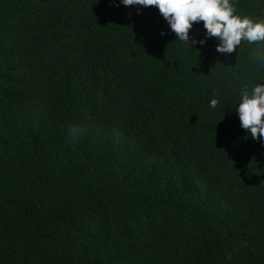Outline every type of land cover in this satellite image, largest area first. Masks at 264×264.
Returning <instances> with one entry per match:
<instances>
[{"label":"trees","instance_id":"1","mask_svg":"<svg viewBox=\"0 0 264 264\" xmlns=\"http://www.w3.org/2000/svg\"><path fill=\"white\" fill-rule=\"evenodd\" d=\"M177 38L154 5L0 0V264H264V143L234 108L264 41Z\"/></svg>","mask_w":264,"mask_h":264},{"label":"clouds","instance_id":"2","mask_svg":"<svg viewBox=\"0 0 264 264\" xmlns=\"http://www.w3.org/2000/svg\"><path fill=\"white\" fill-rule=\"evenodd\" d=\"M125 6H157L177 34V39L191 42V45L206 43V37L219 40L216 50L231 53L241 44L264 41V20H254L247 14L235 10V0H120ZM203 21L205 38L190 39L189 30L194 22ZM163 34V33H162ZM218 100L213 97L210 105L215 107ZM241 127L250 131L253 139L264 143V83L258 82L249 90L242 86L237 103L234 105Z\"/></svg>","mask_w":264,"mask_h":264}]
</instances>
